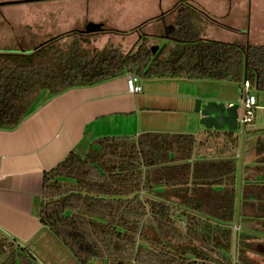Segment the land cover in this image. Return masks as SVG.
<instances>
[{"label": "trees", "instance_id": "1", "mask_svg": "<svg viewBox=\"0 0 264 264\" xmlns=\"http://www.w3.org/2000/svg\"><path fill=\"white\" fill-rule=\"evenodd\" d=\"M183 8L195 9L179 3L169 12L178 16L169 57L154 51L150 36L129 53L91 54L80 32L55 39L74 36L62 45L52 40L30 51H0V127H19L45 90L56 97L127 72L243 85L247 66L251 88L264 93V45L196 38L191 16L180 15ZM194 144L192 136L160 133L93 141L86 155L72 152L45 175L41 222L80 264H231L196 253L189 235L198 232L194 220L205 230L237 223L236 160L190 161ZM224 172L232 174L231 191L208 188ZM174 212L191 223L188 234L176 226ZM2 264L39 263L19 250ZM235 264L250 262L239 254Z\"/></svg>", "mask_w": 264, "mask_h": 264}, {"label": "crops", "instance_id": "2", "mask_svg": "<svg viewBox=\"0 0 264 264\" xmlns=\"http://www.w3.org/2000/svg\"><path fill=\"white\" fill-rule=\"evenodd\" d=\"M222 2L230 9L229 22H234L235 25L244 12L252 10L248 0H222ZM232 2L241 3L238 6L239 9H237V5H234L237 11L234 10ZM178 4V2L175 3L165 13L123 33L132 31L141 33L143 27L151 28L154 22H159L157 18L162 17L160 21L164 25L163 35L165 28L168 27L165 26L167 24L166 19L172 18V26L176 29L173 34L175 38L178 29L175 24L178 16L177 14L169 15V12ZM192 6L195 9L189 10L197 14V5L193 4ZM35 17L40 18L39 15H35ZM223 18L222 14L217 16L216 20L212 21L213 26L211 25V28L220 29L224 27L222 23H219V19ZM43 23L45 24L42 25V28L37 26V23L27 27L24 22L22 26H19V30L12 28L11 38L17 34L20 36L17 48H1L0 51H30L52 40L55 41L59 37L69 35L66 30V32L49 30L58 27L54 18H49L48 22L44 20ZM94 23L90 25H100L102 27L101 32L86 34V28L81 30L77 37L81 39V36L91 35L89 38H93L109 32L100 23ZM140 26L141 29L137 31ZM192 27L194 28L193 25ZM51 33L54 34L47 38L46 36L51 35ZM3 36L5 35L3 34ZM144 36L156 37L152 34ZM70 37L74 38V36H68L62 40ZM7 38L4 37L3 41L7 42ZM84 38L86 39V37ZM31 40L35 43L40 41L41 44L29 46L27 43ZM211 41L228 43L218 40ZM245 43L247 44L249 41ZM82 45L84 50L91 54L102 53V51H97L94 48L88 50L83 41ZM122 51L124 53L130 52ZM129 73L131 72L98 85L70 89L56 97H51L50 91L45 90L34 104L33 113L19 127L15 129L0 127V252L8 255L5 261L12 252L20 250L31 255L39 264H80L41 222V211L44 204V177L72 152H76L80 156L86 155L95 140L105 137H134L138 140L139 137L149 133L192 136L195 138V144L194 155L190 161L219 163V161L225 162L233 159L237 161L239 159L240 153L238 152L237 157H234L235 153L232 154L231 147L227 148L226 146V140L231 143V138H238V136L234 134L231 137L226 134L222 135L225 128L222 131H216L214 129L207 130L203 126L207 131H201L194 125L195 120L199 119L201 105H203L200 104L199 97L195 99L191 97L192 99H190L189 96L181 93L179 85H174V83L160 87L162 91L157 92V88L146 84L142 85L141 77L135 74L139 78L138 84L143 91L140 94H132L128 91L126 81V76ZM158 80L198 81L186 78ZM198 82L219 84V82L207 80ZM221 98L222 96L218 97V95L212 94L205 101L215 102ZM155 110L171 113V115H166L167 117L160 125L159 132H157L159 128H156L158 124H156L153 116ZM193 125L196 127L195 130H192ZM205 134L208 135L205 136ZM211 139L215 141L216 145L213 144V141L212 143L209 141ZM221 145L223 147L218 148ZM247 147L250 154L256 153L258 157L262 155L261 159L264 161V143H261L259 137L248 139ZM249 157L251 156L249 155ZM231 179L232 174L224 172L222 180L213 178V181L218 182L208 186V188L215 192L226 191L231 188Z\"/></svg>", "mask_w": 264, "mask_h": 264}, {"label": "rangeland", "instance_id": "3", "mask_svg": "<svg viewBox=\"0 0 264 264\" xmlns=\"http://www.w3.org/2000/svg\"><path fill=\"white\" fill-rule=\"evenodd\" d=\"M13 1L23 0H0V4ZM29 1L26 4L0 7V49L17 48L20 36L17 34L11 38L12 28L13 30H19V26H22L23 22L27 24V27H31L28 25L37 23L36 25L42 28V25L45 24L43 23L44 20L48 22L49 18H54L58 27L54 29L50 28V31L66 30L69 34L80 32L81 30H85L88 25L95 24L94 22L100 23L104 29L109 31L106 34L93 38H89L91 35L84 36L87 40L81 36L82 38L80 40L83 41V44L88 50L94 48L97 51L103 52L120 48L124 51H130L134 48L136 49L135 46L142 40V36L152 34L156 37L149 38L150 45L154 48L162 49L161 58L169 57V50L172 48L173 42L161 39L164 28L162 21L154 22L151 28L145 26L141 29L140 26L137 31L141 29V33H137L136 31L129 33L123 32L133 30L139 25H143L146 21L165 13V11L177 2L183 5H197V14L185 8L180 12V15L184 17L191 16V22L194 26L193 29L197 36L196 38H207L232 44H244L246 41H249L251 44L264 45V0H248L250 1L248 4L252 7V10H247V12L242 11L244 13L242 15L241 13L239 14L242 17L236 25L234 22H229L230 9L226 4L224 5L222 0ZM240 4V2H232L234 10L236 9V5L237 9H239L238 6ZM221 14L224 18L218 21L224 27L220 29H216L215 27L211 28L213 26L212 21L216 20V17ZM35 15H39L40 18L35 17ZM165 22L167 23L165 26L173 24L172 18H167ZM258 33L261 34L259 35ZM52 34L54 33L46 37L49 38ZM4 37H8L7 42L3 41ZM72 39L70 37L69 39L55 41L53 42V46L62 45L64 41L71 42ZM27 44L34 46L41 43L40 41L35 43L31 40ZM130 74L134 73L131 72ZM141 83L142 85L146 84L157 88V92L162 91L160 87L173 85L174 83V85H179L180 92L189 96L190 99H192L191 97H194V99L199 97L200 104L203 105H201L199 119L195 120L194 125L201 131H207L201 125V112L208 103L213 102L205 101L212 94H216L218 97L222 96L215 103L224 104L226 107H229L230 103L238 106L240 120H243L245 116V93L243 85L233 83L209 84L188 80L171 82L156 78H141ZM249 94L258 98L257 107L253 109V122L247 124L244 131L241 125L237 132H232L235 136H238L239 140L237 144L234 142L230 143L226 140L227 148L231 147L230 151L232 154L233 152L235 153L234 157H237L238 152L240 153V157L236 161L235 174L237 180L235 188L237 190V198L235 197V202L237 207V220L239 218V226H241L237 229V223H233V226L230 227L217 228L216 226H212L205 230L202 228L203 224L194 220L192 225H199V228L197 227L198 232L194 236L189 235L191 237L190 245L196 253H203L206 256L213 257L215 261L218 260L220 262H225L227 259H230L231 264H235L237 255L239 254L244 256L250 264H264V161L261 159L262 155L258 157L256 153H251V155L250 152H247L248 139L259 137L261 143H264V93L250 88ZM166 115H171V113L160 110L153 112L154 120L158 124L156 128H159L157 132L160 131V125L164 122V119L167 117ZM194 125L192 130L196 128ZM229 133L231 132L225 127L224 134L222 135H228ZM209 141L212 143L213 140L211 139ZM213 144L216 145L215 141H213ZM221 147L223 145L218 148ZM232 185L233 182L231 183V188ZM231 188L227 191H231ZM174 214L176 226L188 234L191 223H189L187 218L180 216L177 212H174ZM240 229L242 230L240 231ZM7 256L2 251L0 252V264L5 261Z\"/></svg>", "mask_w": 264, "mask_h": 264}, {"label": "water", "instance_id": "4", "mask_svg": "<svg viewBox=\"0 0 264 264\" xmlns=\"http://www.w3.org/2000/svg\"><path fill=\"white\" fill-rule=\"evenodd\" d=\"M34 1H46V0H34ZM29 0L23 1H13L0 4L2 6H11V5H18V4H26L29 3ZM32 2V1H31ZM174 26H168L165 28L164 35L162 39L168 41H175L173 34L175 32ZM102 31V27L100 25H90L86 29V34H94ZM154 51H158V48H154ZM247 66L245 69V82L247 81ZM201 125L204 126L207 130H216L222 131L225 127L230 132H237L239 129V113H238V106L233 105L226 107L224 104H218L215 102L208 103L201 112ZM242 162V156H241ZM237 229L240 228L239 226V218L236 224ZM180 229V228H179ZM181 230V229H180Z\"/></svg>", "mask_w": 264, "mask_h": 264}, {"label": "built area", "instance_id": "5", "mask_svg": "<svg viewBox=\"0 0 264 264\" xmlns=\"http://www.w3.org/2000/svg\"><path fill=\"white\" fill-rule=\"evenodd\" d=\"M126 81H127L128 91L130 93L132 94L142 93L143 89L138 84L139 78L137 76L129 73L126 76ZM250 88H251L250 83L248 81L244 82L243 89L245 93V99H244L245 116L243 120L239 119V127L242 125L243 131L247 124H250L253 122V119H254L253 109L257 107V98L254 95L249 94ZM230 106H233V105H230Z\"/></svg>", "mask_w": 264, "mask_h": 264}]
</instances>
